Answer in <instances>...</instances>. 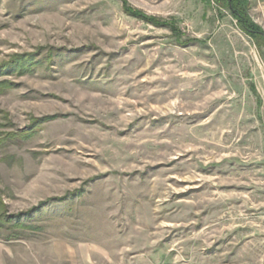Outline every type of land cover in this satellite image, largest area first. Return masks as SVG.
Masks as SVG:
<instances>
[{"label":"rangeland","instance_id":"rangeland-1","mask_svg":"<svg viewBox=\"0 0 264 264\" xmlns=\"http://www.w3.org/2000/svg\"><path fill=\"white\" fill-rule=\"evenodd\" d=\"M0 264H264V39L217 0H0Z\"/></svg>","mask_w":264,"mask_h":264},{"label":"trees","instance_id":"trees-1","mask_svg":"<svg viewBox=\"0 0 264 264\" xmlns=\"http://www.w3.org/2000/svg\"><path fill=\"white\" fill-rule=\"evenodd\" d=\"M217 1L225 2L226 6L230 9L232 16L236 19L237 25L244 33H246L247 35L251 36L254 39H258V38L264 39V34L262 33L260 27L257 24H255L246 13V0H217ZM123 3L124 5H126L125 1H123ZM125 10L129 14L136 17H140L144 20L145 19L154 20V18L146 16L144 13L135 10L129 6H125ZM155 23L158 22L155 21Z\"/></svg>","mask_w":264,"mask_h":264}]
</instances>
